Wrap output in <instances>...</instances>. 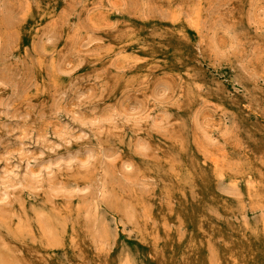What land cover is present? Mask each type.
Instances as JSON below:
<instances>
[{
    "label": "rangeland",
    "instance_id": "374dc122",
    "mask_svg": "<svg viewBox=\"0 0 264 264\" xmlns=\"http://www.w3.org/2000/svg\"><path fill=\"white\" fill-rule=\"evenodd\" d=\"M11 170L0 264H264V0H0Z\"/></svg>",
    "mask_w": 264,
    "mask_h": 264
},
{
    "label": "bare ground",
    "instance_id": "6f19581e",
    "mask_svg": "<svg viewBox=\"0 0 264 264\" xmlns=\"http://www.w3.org/2000/svg\"><path fill=\"white\" fill-rule=\"evenodd\" d=\"M74 157L72 155L70 156H59L55 158L54 163L56 165H62V164H70L73 161ZM217 159V158H216ZM61 171V170H60ZM16 173V172H15ZM1 176V175H0ZM49 176V175H48ZM18 179V176L14 174V171L11 170L9 172H6L5 175L0 177V186L4 189V193H8L7 188L10 187V185L14 184V181ZM24 179H26L24 177ZM37 180V179H36ZM35 180V181H36ZM25 182V181H24ZM100 182V181H99ZM17 187V186H16ZM11 188V187H10ZM32 189V188H31ZM13 191V190H12ZM99 191V190H98ZM10 194V193H9ZM5 195V194H4ZM5 197V196H4ZM6 198V197H5ZM3 199V198H2ZM4 201V200H1ZM6 201V200H5ZM4 201V202H5ZM19 227V226H18ZM234 264H238L237 262H234Z\"/></svg>",
    "mask_w": 264,
    "mask_h": 264
}]
</instances>
